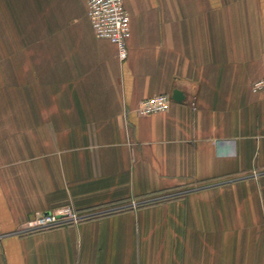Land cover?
<instances>
[{
  "label": "crops",
  "instance_id": "0c3cea01",
  "mask_svg": "<svg viewBox=\"0 0 264 264\" xmlns=\"http://www.w3.org/2000/svg\"><path fill=\"white\" fill-rule=\"evenodd\" d=\"M88 1L0 0V264H264V0Z\"/></svg>",
  "mask_w": 264,
  "mask_h": 264
},
{
  "label": "built area",
  "instance_id": "2783aa9c",
  "mask_svg": "<svg viewBox=\"0 0 264 264\" xmlns=\"http://www.w3.org/2000/svg\"><path fill=\"white\" fill-rule=\"evenodd\" d=\"M88 17L98 39L111 42L118 51L121 61H126L129 56V41L132 36L131 16L123 0H89ZM254 93L264 94V78L251 85ZM172 99L169 95H159L142 101L138 108L139 116H151L165 113L170 109ZM134 206L135 203H134ZM71 209L42 214L27 222V230L32 232L48 230L69 224H76L83 218ZM2 235H0V240Z\"/></svg>",
  "mask_w": 264,
  "mask_h": 264
},
{
  "label": "water",
  "instance_id": "95a60500",
  "mask_svg": "<svg viewBox=\"0 0 264 264\" xmlns=\"http://www.w3.org/2000/svg\"><path fill=\"white\" fill-rule=\"evenodd\" d=\"M174 99H175L176 101H181V100H182V94H181V92H179V91H175V92H174Z\"/></svg>",
  "mask_w": 264,
  "mask_h": 264
}]
</instances>
